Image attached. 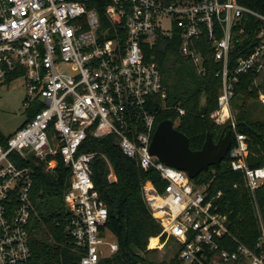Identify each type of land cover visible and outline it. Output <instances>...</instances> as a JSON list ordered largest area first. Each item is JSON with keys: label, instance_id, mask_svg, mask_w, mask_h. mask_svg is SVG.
<instances>
[{"label": "built area", "instance_id": "obj_1", "mask_svg": "<svg viewBox=\"0 0 264 264\" xmlns=\"http://www.w3.org/2000/svg\"><path fill=\"white\" fill-rule=\"evenodd\" d=\"M245 15L261 21L257 44L233 70L228 58ZM179 39L178 51L197 73L205 72L201 48L209 45L222 64L214 116L229 121L234 134L227 156L243 173L253 194L264 182V165L246 163V135L237 129L232 99L240 76L253 73L252 85L264 102V15L237 0H0V85L14 78L25 87L23 104L38 110L0 142V264H29L27 224L33 206L29 192L33 170L53 171L61 163L70 172L64 203L70 213L66 231L80 256L78 264H100L118 251L103 227L108 210L92 182L96 153L79 152L90 134H113L124 155L144 171L154 170L165 183L159 191L150 179L142 199L167 239L178 246L179 264H264V228L254 249L229 233L227 217L207 199L183 170L150 154L158 114L165 99L159 67L146 58L158 36ZM172 109V108H171ZM179 115L184 110L175 107ZM177 123V122H176ZM174 124V123H173ZM226 156V157H227ZM110 176V175H109ZM159 238V237H158ZM229 239L236 250H228ZM155 248V247H154Z\"/></svg>", "mask_w": 264, "mask_h": 264}, {"label": "trees", "instance_id": "obj_2", "mask_svg": "<svg viewBox=\"0 0 264 264\" xmlns=\"http://www.w3.org/2000/svg\"><path fill=\"white\" fill-rule=\"evenodd\" d=\"M237 2L264 15V0ZM260 24L261 21L251 15L243 17L238 27L244 28V33L237 35L241 40H236L229 52L230 70L257 44L256 30ZM178 48L179 39L174 35L171 38L158 36L145 50L146 58H153L159 67L166 93L162 101L155 98L156 109L159 110L155 126L164 119L177 122L175 128L187 137L189 148L197 150L201 148L207 131L216 141L230 130L229 121L218 123L213 114L221 87V78L216 74L222 64L213 59L212 50L204 44L201 52L205 72L198 74L193 63L182 57ZM253 78L251 72L240 76L232 99L237 129L247 138L249 151L246 163L250 168L264 165V102L257 97ZM202 104L206 108L204 114L200 113ZM175 107L183 109L184 114L179 115ZM37 110L38 107L29 109L24 124ZM230 134L233 142L234 134L232 131ZM7 137L0 132L1 143L6 142ZM79 152L96 153L91 162V178L108 210L103 229L118 244V251L103 258L100 264H179L176 255L169 260H155L153 257L158 250L152 247H157L158 239L151 238L159 237L163 241L166 233L147 209L140 187L150 179L162 191L165 183L159 175L154 170H142L134 159L124 155L113 134L103 137L89 134ZM69 175V170L61 163L53 171H45L42 166L34 167L29 192L33 210L26 227L31 253L29 264L79 262L80 256L66 231L70 213L63 196ZM192 180L197 186L207 187V199L214 200L220 192L214 205L227 217L229 233L237 242L254 249L260 237L261 224L264 228V182L252 194L246 187L243 173L231 168L228 156L219 166L211 165ZM148 243L151 248H148ZM236 246V242L229 239L228 250L234 251Z\"/></svg>", "mask_w": 264, "mask_h": 264}, {"label": "water", "instance_id": "obj_3", "mask_svg": "<svg viewBox=\"0 0 264 264\" xmlns=\"http://www.w3.org/2000/svg\"><path fill=\"white\" fill-rule=\"evenodd\" d=\"M205 112V105L202 104L200 113ZM231 140L229 130L216 141L207 131L201 148L191 150L187 137L175 128L172 120L164 119L157 124L153 132L150 154L170 167L185 171L193 179L211 165L221 164L227 156Z\"/></svg>", "mask_w": 264, "mask_h": 264}, {"label": "rangeland", "instance_id": "obj_4", "mask_svg": "<svg viewBox=\"0 0 264 264\" xmlns=\"http://www.w3.org/2000/svg\"><path fill=\"white\" fill-rule=\"evenodd\" d=\"M258 82L261 87L264 86V72L260 74ZM24 97L25 87L22 79L14 78L0 85V132L6 137L19 129L28 117L29 109H26L23 104ZM176 125L175 122L174 126ZM177 248L178 246L171 238L163 241L159 238L155 247L158 251L153 257L155 260H169L175 256ZM213 257L215 262L223 264L219 261L217 254Z\"/></svg>", "mask_w": 264, "mask_h": 264}, {"label": "crops", "instance_id": "obj_5", "mask_svg": "<svg viewBox=\"0 0 264 264\" xmlns=\"http://www.w3.org/2000/svg\"><path fill=\"white\" fill-rule=\"evenodd\" d=\"M151 239H159V238H158V237H156V238H151ZM151 239H150V240H151ZM150 240H149V241H150ZM148 248H149V243H148ZM152 248H154V247H152Z\"/></svg>", "mask_w": 264, "mask_h": 264}, {"label": "flooded vegetation", "instance_id": "obj_6", "mask_svg": "<svg viewBox=\"0 0 264 264\" xmlns=\"http://www.w3.org/2000/svg\"><path fill=\"white\" fill-rule=\"evenodd\" d=\"M215 141V140H214Z\"/></svg>", "mask_w": 264, "mask_h": 264}]
</instances>
